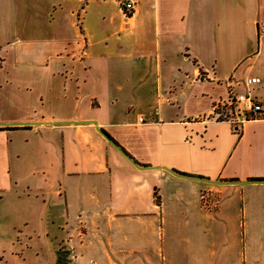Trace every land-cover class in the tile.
<instances>
[{
    "label": "crops",
    "instance_id": "0c3cea01",
    "mask_svg": "<svg viewBox=\"0 0 264 264\" xmlns=\"http://www.w3.org/2000/svg\"><path fill=\"white\" fill-rule=\"evenodd\" d=\"M121 2L0 0V264H264V0Z\"/></svg>",
    "mask_w": 264,
    "mask_h": 264
},
{
    "label": "built area",
    "instance_id": "2783aa9c",
    "mask_svg": "<svg viewBox=\"0 0 264 264\" xmlns=\"http://www.w3.org/2000/svg\"><path fill=\"white\" fill-rule=\"evenodd\" d=\"M134 0H122L121 2V25L123 30H128L130 20L133 17L135 8ZM259 78H249L246 85H257ZM210 119L215 122H227L238 124L242 121L256 120L264 116V111L260 103H257L250 94H236L231 90L227 97L219 99L212 107Z\"/></svg>",
    "mask_w": 264,
    "mask_h": 264
},
{
    "label": "water",
    "instance_id": "95a60500",
    "mask_svg": "<svg viewBox=\"0 0 264 264\" xmlns=\"http://www.w3.org/2000/svg\"><path fill=\"white\" fill-rule=\"evenodd\" d=\"M93 124H95V122H92ZM99 131V130H98ZM99 133L102 135V136H104V138H106L127 160H128V162H130L131 164H133L134 166H136V164L134 163V161H132L121 149H119L113 142H111V140L107 137V136H105V134L103 133V132H101V131H99ZM168 172H170V173H172V174H174L173 172H171L170 170H168V169H166ZM175 175V174H174ZM193 179H195V178H193ZM197 180H200V179H197ZM201 181H203V180H201ZM207 182H209V183H214V184H222V183H218V182H212V181H208L207 180ZM250 183H259V182H250ZM263 183V182H262Z\"/></svg>",
    "mask_w": 264,
    "mask_h": 264
},
{
    "label": "rangeland",
    "instance_id": "374dc122",
    "mask_svg": "<svg viewBox=\"0 0 264 264\" xmlns=\"http://www.w3.org/2000/svg\"><path fill=\"white\" fill-rule=\"evenodd\" d=\"M24 232H26L25 230H23Z\"/></svg>",
    "mask_w": 264,
    "mask_h": 264
}]
</instances>
